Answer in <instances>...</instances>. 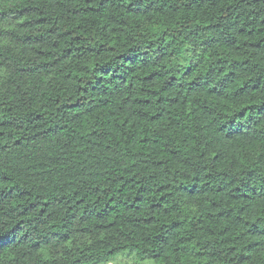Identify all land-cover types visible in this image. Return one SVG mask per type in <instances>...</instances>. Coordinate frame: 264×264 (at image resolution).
Segmentation results:
<instances>
[{
	"label": "trees",
	"instance_id": "1",
	"mask_svg": "<svg viewBox=\"0 0 264 264\" xmlns=\"http://www.w3.org/2000/svg\"><path fill=\"white\" fill-rule=\"evenodd\" d=\"M264 264V0H0V264Z\"/></svg>",
	"mask_w": 264,
	"mask_h": 264
},
{
	"label": "rangeland",
	"instance_id": "2",
	"mask_svg": "<svg viewBox=\"0 0 264 264\" xmlns=\"http://www.w3.org/2000/svg\"><path fill=\"white\" fill-rule=\"evenodd\" d=\"M127 261H128V257H120L118 260L110 261L106 264H119V263H126Z\"/></svg>",
	"mask_w": 264,
	"mask_h": 264
}]
</instances>
